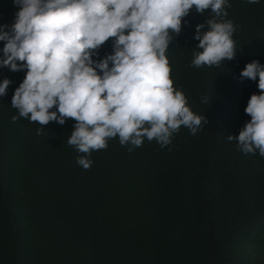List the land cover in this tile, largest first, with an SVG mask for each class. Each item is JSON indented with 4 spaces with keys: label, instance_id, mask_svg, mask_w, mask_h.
I'll list each match as a JSON object with an SVG mask.
<instances>
[{
    "label": "trees",
    "instance_id": "trees-1",
    "mask_svg": "<svg viewBox=\"0 0 264 264\" xmlns=\"http://www.w3.org/2000/svg\"><path fill=\"white\" fill-rule=\"evenodd\" d=\"M227 3L233 60L192 66L201 51L195 29L210 10L193 8L179 35L170 32V79L207 123L195 135L181 126L164 148L144 138L129 152L117 136L91 152L85 170L67 143L73 120L39 132L38 122H13L25 73L0 68V82L12 81L0 97V264H264V157L227 139L250 120L244 109L259 94L239 74L253 60L264 65V0ZM18 11L0 0V25L10 28ZM111 52L109 40L93 59Z\"/></svg>",
    "mask_w": 264,
    "mask_h": 264
},
{
    "label": "clouds",
    "instance_id": "clouds-1",
    "mask_svg": "<svg viewBox=\"0 0 264 264\" xmlns=\"http://www.w3.org/2000/svg\"><path fill=\"white\" fill-rule=\"evenodd\" d=\"M257 3L258 0H248ZM19 11L10 26L0 25L3 42L0 68L25 73L14 90L13 116L63 125L73 120L67 143L82 155L76 163L85 170L95 150L106 149L108 140L140 147L144 138L161 148L171 144L181 126L195 135L202 121L190 109L186 96L170 79L166 51L182 21L194 8L213 18L196 26L192 66H219L235 58V27L225 11L227 0H13ZM8 29L5 31V29ZM201 31V29H205ZM109 40L112 52L93 56ZM239 79L255 81L244 109L250 120L238 136L228 135L245 154L264 157V65L247 63ZM12 83L0 82V97ZM203 102L207 103L205 97ZM54 109V110H53ZM170 150V149H169Z\"/></svg>",
    "mask_w": 264,
    "mask_h": 264
}]
</instances>
